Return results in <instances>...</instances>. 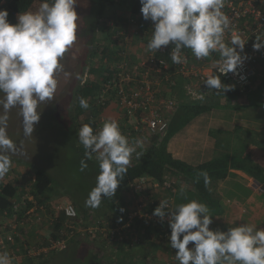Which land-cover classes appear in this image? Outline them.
<instances>
[{
  "label": "clouds",
  "instance_id": "9594fccd",
  "mask_svg": "<svg viewBox=\"0 0 264 264\" xmlns=\"http://www.w3.org/2000/svg\"><path fill=\"white\" fill-rule=\"evenodd\" d=\"M78 0H42L37 11L17 15L9 22V12L0 9V179L12 167L11 155L18 151L8 135V114L18 109L23 134L33 136L43 110L40 105L53 100L57 90V74L64 71L65 54L78 39ZM145 21L152 22V38L147 51L155 52L172 45L174 64L185 62L183 49H190L197 59L219 53L216 70L223 76L234 73L248 59L246 42L232 26L223 11L226 0H139ZM226 32L231 33L225 42ZM254 50L264 49V41L255 40ZM208 90L223 94L232 86L220 76L209 75L204 81ZM193 99L203 101V94L192 93ZM79 106L90 105L83 97ZM84 148L80 171L87 169L86 161L95 159L99 172L95 186L88 192L85 206L99 208L111 199L127 174L133 159H140L142 140L130 142L116 119L106 120L99 130L91 123L83 124L77 132ZM205 186L210 183L207 172L200 173ZM183 192V188H181ZM169 202L160 201L153 215L161 221L168 218L171 249L178 264H264V228L244 223L230 226L227 231L211 229L212 215L207 204L196 199L180 203L166 211ZM123 211V209H121ZM191 245V246H190ZM8 252H0V264H13Z\"/></svg>",
  "mask_w": 264,
  "mask_h": 264
},
{
  "label": "built area",
  "instance_id": "2783aa9c",
  "mask_svg": "<svg viewBox=\"0 0 264 264\" xmlns=\"http://www.w3.org/2000/svg\"><path fill=\"white\" fill-rule=\"evenodd\" d=\"M6 1L0 0V9L5 8ZM223 11L231 18L235 31L246 42L242 55L246 54L248 57L234 73L230 72L223 76L216 70L215 61L220 58L219 53L213 54V59L209 62L212 68L207 73L202 69L204 65L200 64L203 59L197 60L185 52L181 53L186 57L185 62L174 64L171 59L172 45L161 47L155 52L147 51V43L152 38L150 20L145 21L141 16L133 14L121 16V22L101 19L97 24L96 33L104 37L105 33L101 31L107 29L108 34H112L110 41L114 43L118 54L113 59L103 60L108 67L110 78L102 85L101 93L96 97L95 108L101 112L94 121V130L98 131L102 127L105 122L101 118L102 113L112 102H116L126 119V125L121 127V131L129 140L134 133L138 134L142 142L143 139L148 140L165 134L169 128V121L179 109L181 102L165 96L163 92L171 91L169 87L177 77L188 82L186 89L191 97L192 93L202 94L199 91L203 88L208 74L220 76L225 84L228 82L235 84V88L232 89L240 95H246L264 55V49L257 51L253 48L255 40L264 41V0H226ZM230 37L231 33L226 32L224 37L226 43L230 42ZM35 180L33 177L31 184L18 191V199L13 200L10 209L0 211V252H8L14 258L13 264H25L31 260L47 258L53 252L63 250L79 232L88 233L94 238L101 233L111 243L124 240L123 227L117 225L106 228L101 227V222L97 221L94 225L84 228L83 220L71 201H66L57 208L68 221L56 233L57 238L54 239L55 217L51 216L48 207L39 204L31 193ZM130 188L136 194H142L148 188L166 192L172 189V186L170 182L160 185L152 178L144 176L130 184ZM142 207H146V204ZM166 210H172L171 203ZM20 214L22 219H19ZM138 217L154 224L161 222L165 225L163 231L166 239L170 236L167 216L161 221L148 211L130 213L124 227H129ZM31 223L45 224L49 228L48 234L35 243H30L22 232V230L28 232Z\"/></svg>",
  "mask_w": 264,
  "mask_h": 264
},
{
  "label": "crops",
  "instance_id": "0c3cea01",
  "mask_svg": "<svg viewBox=\"0 0 264 264\" xmlns=\"http://www.w3.org/2000/svg\"><path fill=\"white\" fill-rule=\"evenodd\" d=\"M4 9H6V6ZM109 9L110 14H119V16L124 17L131 14L130 11L125 10L126 3H124V0H114V4L110 5ZM6 10L8 11V9ZM16 18L17 15L13 19L10 16L8 17L9 22L13 24L16 23L14 21ZM263 60L264 55L260 62ZM260 65V69L257 67V72L263 78L262 82L257 80V75L253 78L252 86L246 95L239 94V97L232 99L235 106L239 107V110L235 108V112L232 114L220 111L226 110L228 106L227 101L231 100L230 98L223 95L219 96L218 93L208 90L205 85L200 89L199 92L205 97L203 101L207 105L212 106V110L197 117L170 141L168 149L174 158L183 160L191 165H198L226 153L230 155L239 153L250 157L256 164L264 168V115L257 111L256 118L263 119L257 124L249 116V111L245 110L246 107H249L247 105L248 102L252 104L246 97L251 96L257 90H262L259 103L264 107V69H262V64ZM211 68L210 63L202 66V69L207 73L211 71ZM261 69L262 72H260ZM180 79L182 78L177 77L172 81V85L169 87L171 91H164L167 93L163 92V94L178 101L180 99L179 102L181 104H183V100L185 102L193 101V97L189 96L186 89L188 82ZM180 83H182V87H184L183 83L186 84V92L185 94H181L177 99L176 95L179 92ZM193 86L194 84H192ZM169 94H172V96ZM241 98H244V101L241 103L237 102ZM216 107H221V109H216ZM256 108L258 107L256 106ZM104 115L107 120L116 119L119 122L120 128L126 125V119L116 104L105 109ZM134 161L136 160L133 159L132 163ZM29 167L28 165L24 166L12 163L10 169L12 171L5 177L11 178L16 176V179L12 183L17 189L21 190L28 182V175L31 174L29 173ZM16 168L20 169V173L14 171ZM32 177H35V171ZM2 180H5V178H2ZM174 180L178 179L174 178ZM174 191L176 193L178 188H174ZM212 191L218 210L214 214L210 212L213 216V223L210 225L211 229L219 228L220 230L227 231L230 226H239L244 223L264 228V183L257 181L242 171H233V174L227 179L215 183ZM48 197L49 200L46 202L43 200V202L48 207V213L53 217L58 213L57 208L61 204L70 201L65 200L67 199L66 196L61 197L54 193L49 194ZM168 197H172V206H174L176 194L174 195L173 192L171 196L168 192L160 191L157 188H148L142 194H136L129 186L123 193L119 212L115 216H109L112 222H116L117 226L123 227L125 241L122 243H111L109 240L104 241L98 238L93 241V246L89 247L90 250L97 248L96 253L99 254L100 264H178V261L175 259V250L171 249L169 242L165 241L166 239H163L164 231L159 226L150 222L146 223L138 217L135 219L136 223L131 224L129 227H124L127 223L128 214L135 211L139 212V210L141 213L148 211V213L153 214L154 207L153 205L150 206V204L166 200ZM145 204L146 207H142ZM96 211L98 209L88 210L87 217L84 216V212H80V218L83 220L82 225L84 227H89L96 223L98 220L94 216ZM100 213L103 216L99 219V222L106 221L107 216L111 215L106 205ZM124 218L126 222L123 221ZM29 232L31 234V238L29 239L31 243L47 235L49 228L45 224L31 223L28 234ZM79 235L81 236L76 237L75 242L82 241L83 237L87 234L81 232ZM83 245L86 244L83 243Z\"/></svg>",
  "mask_w": 264,
  "mask_h": 264
},
{
  "label": "trees",
  "instance_id": "16d2710c",
  "mask_svg": "<svg viewBox=\"0 0 264 264\" xmlns=\"http://www.w3.org/2000/svg\"><path fill=\"white\" fill-rule=\"evenodd\" d=\"M37 2L40 3L42 2V0H7L6 9H8L9 16L11 17V19H13L19 13L23 14L24 12H28L29 10H32L33 7L37 4ZM124 3H126L125 10L130 11V13L135 16L142 17V14L140 12L141 5L139 3V0H124ZM113 4L114 2L108 0L105 2V4H103V7L107 9L110 7V5ZM103 19H111L114 20L115 22L116 21L121 22L122 20L119 14H110L109 12L107 13V15L103 17ZM99 21L100 20H97V15H95L93 26L90 30L91 46L89 47L90 56L92 58L94 56L98 57L99 55H101V58L99 59L100 61L99 64L92 65V67L90 68V74L92 76L93 75L96 76V79L93 82L88 81L84 85L81 86L79 85L74 92L75 93L74 111L76 118L80 121L81 116L87 115L86 116L87 120L82 122L83 121L82 119L80 124L81 126L85 123H91L92 126H94V121L100 115L101 111L95 108L96 97L101 93L102 85L107 83V81L110 78L108 67L104 64L103 60L104 58L108 60H110L111 58L113 59L118 54V51H115L116 47L113 46L114 43L110 41V39L112 38L111 36L112 34L109 35L108 34L109 31L107 29H102L101 31L105 33L104 37H102L103 35L96 33V27ZM96 42H99L101 46L98 47L99 44H96ZM182 52H185L186 54L193 56L190 49H183ZM213 54L210 57L203 59V61L200 62V64L203 62L209 63L211 59H213ZM183 85L184 87H182V83L179 84V92L176 95L177 99L178 97L181 96V94L183 93L185 94L186 92L185 91L186 84L183 83ZM218 94L219 96L220 95L226 96L231 100L233 98L240 96L239 93L235 90L226 91L224 94L223 91H221ZM81 97L85 98L88 104L90 105V107L87 110L82 109L79 106V99ZM182 102L183 104H180L179 109L171 117L169 121V128L166 131V133L161 136L149 138L147 140V143L144 144L142 148H137V151H142L143 155L138 160L134 158L136 161H134L129 166L127 174L124 177V180L121 182L120 186L117 189L116 195L111 199H109L110 201L109 211L111 215L107 216L106 221L104 220L101 222V227L105 226L106 228H111L117 225L116 222L111 221V218L109 216H115L116 213L119 212L120 204L123 198V193L130 186V184L134 183L137 179L144 176H148L152 178L160 185H164L166 182H169L174 178H177L181 182L179 184H176L174 182L171 183L173 190L174 188H178V191L176 193L175 191H172V189L168 190L169 195L172 196V192L174 193V195L176 194V198H175L176 200L174 206H172V210L175 208L176 205L180 203H186L188 202V200L196 199L199 202L207 204L210 209V212H212L213 214L216 213V211L218 210V206L215 203L216 199L213 197L212 188L215 183L227 179L231 174H233V171H242L248 174L249 176L255 178L257 181L264 183V168L256 164L250 157L244 156V154L241 155L239 153H235L230 155L226 153L218 157H215L210 161L203 162L198 165H191L183 160L174 158V156L169 152L168 149L170 141L178 133H180L188 125H190L197 117L212 110V106L207 105L204 101L193 99V101L190 102L189 101L185 102L184 100ZM131 138L135 140L139 139L138 134L136 133H134V135ZM79 148L81 151V155L84 158V148L82 145H80ZM202 172H207L208 176L210 177V183L207 186H205L203 176L200 175V173ZM35 179L36 180L31 189V193L33 194V196L35 197L38 203L45 204L44 202L49 200L47 191L50 188V186L53 184V179L51 175L43 169H38L35 171ZM181 188H183V192H181ZM18 191L19 189H17L12 182H4V180L0 181V211H4L11 208V206L13 205V200L15 198L18 199L17 197ZM166 200L172 204V197H168V199ZM144 201L147 202L146 199H144ZM160 201H165V199ZM160 201L155 202L154 204H150L149 202V204L150 206L153 205L154 207L153 209H155L159 205ZM73 204L76 206L79 215H81L80 212H84V216L87 217L88 210L85 209L82 204L75 202V200L73 201ZM19 219H22L21 214L19 215ZM67 221L68 220L66 219L65 215L61 211H58V213L55 214V222L53 226L54 239L57 238L56 233L64 227ZM97 221H99V219ZM123 221L126 222V219L124 218ZM143 221L146 223L149 222L146 219H143ZM134 223H136V221H134L133 224ZM155 225L159 226L162 230L165 228V225L162 224L161 222L155 223ZM22 232L26 235V239L31 238L30 232L29 234L25 230H22ZM79 234L80 232L77 234L76 237L81 236ZM85 234H87L85 236L86 239L90 238L92 240H96L99 238L104 241L108 240L104 235H101V233L97 234L95 238L89 235L88 233ZM76 237L72 238L67 243L66 247L63 250L58 252H53V254L49 256V257L53 256L52 261H56V258L64 259L63 256L65 255L70 257V260H72L73 257L77 256L76 258L77 261L78 256L80 255H78V253L75 254L76 252H73V250H76L77 247L82 246L83 240L80 242L79 241L75 242L74 240ZM163 239H166L164 232H163ZM123 241L125 240L122 241L118 240V243H122ZM165 241L169 242L168 239H166ZM35 242L36 241L31 243H35ZM88 250H89V256L91 258L89 264H100L99 254L96 253L97 248L96 249L92 248L90 250L88 247ZM47 258L31 260L25 264H34L36 261L39 262ZM72 263L74 264V262Z\"/></svg>",
  "mask_w": 264,
  "mask_h": 264
},
{
  "label": "rangeland",
  "instance_id": "374dc122",
  "mask_svg": "<svg viewBox=\"0 0 264 264\" xmlns=\"http://www.w3.org/2000/svg\"><path fill=\"white\" fill-rule=\"evenodd\" d=\"M106 1L108 0H78L76 5V11L80 17L78 21V39L73 47L65 54L62 61L64 71L57 74L58 86L53 100L40 105V109L43 110V112L39 123L35 126L33 136H24L22 118L18 114V109H12L8 114V135L18 147L17 153L11 155L12 163L30 166L29 173L31 174L28 175V182L26 185L32 183L34 171L43 169L47 171L53 179V184L47 191L48 195L54 193L57 196H66L67 199L65 200H75V202L82 204L87 210H91L92 208L85 206V199L87 198L88 192L95 186L99 167L97 161L93 159L91 161H86L88 164L87 169L83 172L79 170L80 161L84 158L79 148L80 144L78 142L77 132L81 127L80 124L82 119V122H84L87 119V115L81 116L80 121L76 118L74 111V92L79 85H84L88 81L93 82L96 79V76L90 74V68L92 65L99 64L101 55L98 57L94 56L93 58L90 56V30L93 26L95 15H97V20H101L108 12L110 13L109 8L105 9L103 7ZM109 1L114 2V0ZM38 3L39 2H37L31 11L34 12L39 9L41 2ZM14 21L17 22L15 19ZM96 44H99L98 47L101 46L99 42H96ZM202 61L203 60H201V62ZM205 63L206 62H203L201 65H206L207 63ZM260 64H262V69H264V60L259 63V69L261 66ZM262 69L260 72H262ZM258 73L259 72L256 70V75L254 77H256ZM256 78L262 82V77L258 75ZM227 85L235 88V84L231 82H228ZM261 92L262 90H257L251 96L246 97L253 105L248 102L247 105H249V107H244L246 111H249V116H251L257 124L263 120L256 118L257 111L264 115V107L259 103L261 100ZM169 95L172 96V94ZM243 99L244 98L238 99L237 102L241 103L244 101ZM227 103L228 106L226 110L220 111L232 114L235 112V108L239 110V107L235 106L233 100H229ZM115 104L117 105L116 102H112L107 108ZM256 106L258 108H256ZM117 108H119L118 105ZM216 109H221V107H216ZM101 118L105 121L107 120L104 112ZM129 141L134 142L135 139L130 138ZM143 142L146 144L147 140L143 139ZM11 171L12 170L9 172ZM14 171L20 173V169L16 168ZM4 178V182H14L16 176ZM173 181L176 182V184L181 183L179 180L174 179L169 182L172 183ZM23 187L26 188L25 186ZM105 205L109 210V199L103 200L100 208H96L98 211L94 213V216L97 219H101L103 216L100 212H102ZM82 240L86 245L82 243V246L73 250V252H76L75 254L78 253V255H80L77 261L76 255L72 260L65 255L63 256L64 259L56 258V261H52V256L39 262L36 261L34 264H73L72 262H74V264H89L91 258L89 256L88 247L93 245L94 240L90 238L86 239L85 237H83Z\"/></svg>",
  "mask_w": 264,
  "mask_h": 264
}]
</instances>
